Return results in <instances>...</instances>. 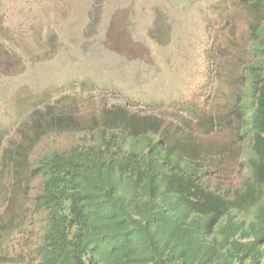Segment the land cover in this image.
<instances>
[{
  "label": "rangeland",
  "instance_id": "374dc122",
  "mask_svg": "<svg viewBox=\"0 0 264 264\" xmlns=\"http://www.w3.org/2000/svg\"><path fill=\"white\" fill-rule=\"evenodd\" d=\"M244 1L0 0V161L9 150L25 167L68 149L103 108L122 106L196 146L194 158L216 165L206 174L220 191L242 190L254 108L245 74L255 59ZM51 113L78 127L34 131L31 117L47 126ZM42 182L0 184V214L18 222L0 228V264L38 263L44 214L32 200Z\"/></svg>",
  "mask_w": 264,
  "mask_h": 264
},
{
  "label": "trees",
  "instance_id": "16d2710c",
  "mask_svg": "<svg viewBox=\"0 0 264 264\" xmlns=\"http://www.w3.org/2000/svg\"><path fill=\"white\" fill-rule=\"evenodd\" d=\"M242 4L255 57L245 74L254 108L244 188L213 186L206 171L216 165L194 158L197 147L166 134L158 118L103 108L68 149L26 158L25 167L3 152L2 186L5 177L13 187L43 178L32 200L44 214L37 264H264V0ZM31 120L37 132L79 123L56 113L47 126ZM4 215L3 231L17 226Z\"/></svg>",
  "mask_w": 264,
  "mask_h": 264
}]
</instances>
